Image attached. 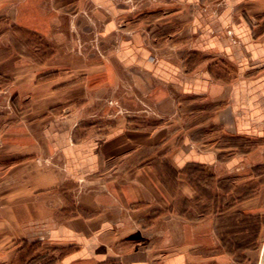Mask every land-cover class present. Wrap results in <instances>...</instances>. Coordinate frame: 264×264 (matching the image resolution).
<instances>
[{
	"label": "crops",
	"instance_id": "obj_1",
	"mask_svg": "<svg viewBox=\"0 0 264 264\" xmlns=\"http://www.w3.org/2000/svg\"><path fill=\"white\" fill-rule=\"evenodd\" d=\"M90 1L111 15L129 11L125 1ZM179 2L185 10H164V17L123 34L115 55L123 75L154 84L159 114L201 117L185 121L183 140L170 146L172 158L165 156L174 177L162 168V139L145 138L129 122L96 133L81 124L82 112L70 111V102L96 92H77L86 80L68 82L98 77V64H84V74L83 66H72L75 78L50 73L43 63L6 69L15 79L9 85L20 87L0 90V264H264L256 228L264 218V0ZM81 3L0 0V8L49 36L58 25L50 10L68 13L63 8ZM38 10L41 23L33 28ZM178 22L185 25L180 38ZM114 30L110 19L104 36ZM111 62L101 64L100 78L113 73ZM203 169L215 175L217 193L235 196L228 206L198 213L196 173ZM227 180L231 189L222 184ZM81 181L104 184L86 190ZM54 193L72 197L60 207V220L48 216ZM134 238L131 249L118 251L119 242ZM39 241L74 248L35 251L22 262V249Z\"/></svg>",
	"mask_w": 264,
	"mask_h": 264
},
{
	"label": "rangeland",
	"instance_id": "obj_2",
	"mask_svg": "<svg viewBox=\"0 0 264 264\" xmlns=\"http://www.w3.org/2000/svg\"><path fill=\"white\" fill-rule=\"evenodd\" d=\"M81 5L71 6L63 8L68 13H63L58 9L50 10L47 17H54V21L57 20L58 25H54V31H51V35L47 36L40 31L27 27L24 23L25 20H21L24 23H20L19 18L14 17L13 13L9 10L0 8V90H7L19 92V85H9L14 82V78H11V74L5 73L9 66L14 64H21L24 62H31L36 64H46L50 73L56 71H65L66 76L71 74L72 78L79 74L78 69L72 70V66H78L81 68L82 74H84V64L93 62L92 64H98L95 72L98 73L96 78H86L87 75H83L74 81L68 82V84L88 81L86 84L81 85L77 92H84L87 94L89 91L96 92L93 97L86 98L80 101H73L68 104L72 105L70 111L78 112L82 119L81 124L86 126H93L92 130L96 133H104L108 127H115V125L126 124L129 122L130 127L133 129H142L146 131L145 138L155 135L158 140L162 139L161 148L159 154L162 160V168H165L171 177H174V171L170 169L168 159L165 156L171 157L174 147L171 145H177L183 140L184 136V124L188 121L190 125L200 123V116L196 117H169L159 114V107L155 104L153 98L154 84L146 78H139L135 80L132 75L125 73L123 75L122 70L118 66V60L116 51L120 45L123 34L127 32H136L138 27L152 22L158 17H164V10L168 11L170 8H177L178 11L185 10L186 6H183L179 0H117L119 3L125 1L124 5L128 8V12L123 14L111 15L108 10L101 5H94L90 0H81ZM171 1V4L169 3ZM182 7V8H181ZM36 8V6H34ZM39 12V10H38ZM96 13L98 17L88 16L90 13ZM167 13V12H166ZM68 14V15H67ZM100 14V15H99ZM41 13L37 14L34 18L33 28L36 25H40ZM75 16L78 19V23L71 26L72 22H69L68 17ZM14 17V18H13ZM112 20L115 24V30L108 36H104V26L108 20ZM46 21V29L49 28ZM31 19L27 21L30 24ZM162 22H164L162 20ZM28 24V25H29ZM36 24V25H35ZM31 26V25H29ZM39 27V26H38ZM185 28L184 22H178L177 38H180ZM112 61V72L107 79L99 77V73L104 71L105 61ZM110 63V62H109ZM70 66V67H69ZM111 75H113L110 80ZM104 80V81H103ZM85 81V82H86ZM107 81V83H105ZM66 83V85H68ZM82 84V83H81ZM76 91V90H74ZM197 107H200L198 104ZM186 108L185 105L181 107ZM167 109V106L165 107ZM184 112V110H183ZM71 113V112H70ZM19 119V117L17 118ZM149 131V133H148ZM157 131V132H156ZM85 136L90 133H83ZM135 136V135H134ZM178 136V139H174ZM136 137V136H135ZM163 145V146H162ZM152 151V150H149ZM37 158L41 159L39 156ZM48 162V161H46ZM198 185V195L194 198V206H196L198 213L201 211H212L218 208L228 206L235 200V196L225 193H217V182L215 175L211 174L210 170L203 169V173H196ZM78 184H83V189H98L103 188L104 182L96 183L89 181H81ZM222 184L226 188L231 189L233 184L231 180L224 181ZM77 185V184H76ZM54 206H50L49 217L54 220L59 219L58 212L60 207L63 206L64 201H71L72 197L56 196ZM183 207L184 201L179 202ZM66 205V204H65ZM60 220V219H59ZM264 223V218H257V254H260L264 245V229L260 234V225ZM252 236V230H251ZM138 238L130 239L125 244L118 243V251L124 252L131 249L135 245V240ZM74 246L70 248H61L54 244H48V241L42 243L27 244L21 251L22 262H26L27 258L35 254L38 251L42 256L56 252L66 254L72 251ZM43 252V253H42ZM243 261V260H242ZM264 261V253L262 255L261 263Z\"/></svg>",
	"mask_w": 264,
	"mask_h": 264
}]
</instances>
